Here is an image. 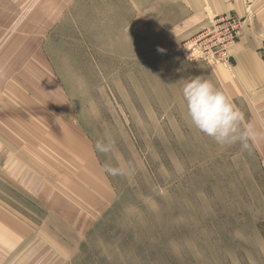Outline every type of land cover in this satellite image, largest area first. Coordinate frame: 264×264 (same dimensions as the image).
Returning <instances> with one entry per match:
<instances>
[{
    "label": "rangeland",
    "instance_id": "374dc122",
    "mask_svg": "<svg viewBox=\"0 0 264 264\" xmlns=\"http://www.w3.org/2000/svg\"><path fill=\"white\" fill-rule=\"evenodd\" d=\"M186 14L178 0H0V264H264L261 156L199 132L183 98L205 77L262 124L233 73L244 25L211 19L183 40ZM8 142L36 168H9ZM62 183L100 212L73 251L41 188Z\"/></svg>",
    "mask_w": 264,
    "mask_h": 264
},
{
    "label": "crops",
    "instance_id": "0c3cea01",
    "mask_svg": "<svg viewBox=\"0 0 264 264\" xmlns=\"http://www.w3.org/2000/svg\"><path fill=\"white\" fill-rule=\"evenodd\" d=\"M181 2L183 8L186 11V20L182 23L183 27L177 32L180 39H189L192 35L199 34L207 30L211 19L213 21L221 20L225 17L235 16L240 19L243 30L241 33L242 45L238 50L233 52L232 57L234 61L233 73L235 75L236 82L239 87L246 93L254 96L257 101H260L259 105H262L261 114L259 119L262 124L257 123L255 129L264 133V47L261 48L260 41L264 42V0H178ZM249 2L251 3L249 5ZM250 25V26H249ZM1 146L3 144L0 143ZM255 148L264 164V139L258 140L255 144ZM17 147L8 142L5 153L7 156H13V164L9 168L18 169L22 164V157H18L15 153ZM77 156L74 154V157ZM12 158V157H10ZM83 160L79 161L87 168L95 170L94 158L89 155H82ZM68 160V159H67ZM89 161H92L90 163ZM81 165H78L80 168ZM24 169H34L35 165L29 166L23 159ZM60 166L57 164L56 169ZM33 182L26 180V184L30 186L34 185V188H30L29 191L37 192L39 188V179L33 176ZM30 178V177H29ZM46 183H52L50 180H46ZM63 184V183H62ZM53 186L52 184H49ZM60 186V185H56ZM65 186L62 191L57 187H41L45 189L46 197L49 199L52 196L55 199L53 210L50 211V215L60 222L61 227L66 232H71L77 237L78 242L65 241L66 235L64 231H58L55 228V235L62 234L63 237H58L56 240L59 245H62L67 251H73V249L80 247V243L83 238L89 234L91 228L96 223V216H98L99 209L91 205L84 199L81 194H85L80 188L74 184H63ZM62 186V187H63ZM87 196H92L90 192H87ZM68 194V195H67ZM42 193H40V196ZM85 204V205H84ZM89 205V206H86ZM97 206H101L97 204Z\"/></svg>",
    "mask_w": 264,
    "mask_h": 264
},
{
    "label": "clouds",
    "instance_id": "9594fccd",
    "mask_svg": "<svg viewBox=\"0 0 264 264\" xmlns=\"http://www.w3.org/2000/svg\"><path fill=\"white\" fill-rule=\"evenodd\" d=\"M183 98L191 123L217 144H239L242 151H248L252 144L264 139V133L258 132L251 123H244V113L233 103L230 94L218 89L210 79L196 77L188 80L183 87ZM113 148L111 141L107 144L101 141L96 143V149L103 154H108ZM126 168L124 163L115 167L110 163L103 165L105 173L111 176L126 175Z\"/></svg>",
    "mask_w": 264,
    "mask_h": 264
},
{
    "label": "built area",
    "instance_id": "2783aa9c",
    "mask_svg": "<svg viewBox=\"0 0 264 264\" xmlns=\"http://www.w3.org/2000/svg\"><path fill=\"white\" fill-rule=\"evenodd\" d=\"M227 21H228L229 24H232L235 29H239V26H240L241 22H239L237 20V18H235V17L229 18V20H227Z\"/></svg>",
    "mask_w": 264,
    "mask_h": 264
}]
</instances>
